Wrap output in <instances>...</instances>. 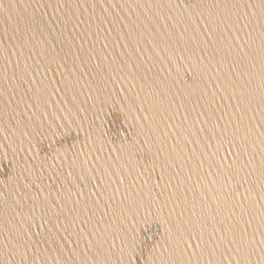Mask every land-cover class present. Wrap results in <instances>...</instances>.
Returning <instances> with one entry per match:
<instances>
[{
  "label": "water",
  "instance_id": "95a60500",
  "mask_svg": "<svg viewBox=\"0 0 264 264\" xmlns=\"http://www.w3.org/2000/svg\"><path fill=\"white\" fill-rule=\"evenodd\" d=\"M0 264H264V0H0Z\"/></svg>",
  "mask_w": 264,
  "mask_h": 264
}]
</instances>
